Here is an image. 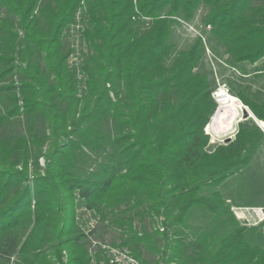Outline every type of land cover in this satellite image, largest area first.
Segmentation results:
<instances>
[{"label": "trees", "instance_id": "trees-1", "mask_svg": "<svg viewBox=\"0 0 264 264\" xmlns=\"http://www.w3.org/2000/svg\"><path fill=\"white\" fill-rule=\"evenodd\" d=\"M199 8L234 63L264 57V0H0V264H87L74 201L142 264H264L219 189L263 134L246 118L208 151L204 47L170 41L172 17ZM77 18L82 86L67 61ZM236 97L264 121V101Z\"/></svg>", "mask_w": 264, "mask_h": 264}, {"label": "rangeland", "instance_id": "rangeland-1", "mask_svg": "<svg viewBox=\"0 0 264 264\" xmlns=\"http://www.w3.org/2000/svg\"><path fill=\"white\" fill-rule=\"evenodd\" d=\"M135 2V0H133ZM206 13L204 8H199L192 20L185 21L178 17H172L173 23L171 27L170 41L174 44L177 50H186L196 41H200V44L204 47V55L196 69L198 72L206 73L211 80L214 82V90L212 93L217 92L222 88L223 85L229 90V94L236 97L237 92L240 95L247 97L249 100L254 102H262L264 99V57L253 63L255 66L249 71L248 67L251 63H234L229 56L224 52L222 48L215 39L210 35V28L204 25L202 19ZM143 21V19H141ZM187 26L192 27L191 29ZM194 29V30H193ZM69 52L71 48L69 47ZM68 67L69 69H74L77 85L81 84V79L77 71V66L74 61H70L68 57ZM78 65V64H77ZM244 67V68H243ZM241 76L242 74L246 75ZM245 77V78H242ZM247 80V81H243ZM249 83V85L245 83ZM225 90V89H224ZM226 91V90H225ZM212 95V94H211ZM247 95V96H246ZM259 97V98H258ZM20 99L21 96H18ZM239 99V98H238ZM243 101V100H242ZM241 101V102H242ZM17 104L21 107L23 105L22 100H18ZM217 109V106H216ZM250 110V109H249ZM251 112V111H250ZM252 113V112H251ZM216 115V110L212 115L209 123L205 127V131L209 132V148L208 151H212L216 145H224L227 141L233 140L237 133V125L244 120L242 117V111L239 109L238 113L232 123V125L227 130H218V133L207 130V127L211 125L212 118ZM253 121V120H252ZM22 123V119L16 124ZM205 132V133H206ZM263 134V133H262ZM49 142H46L42 147L41 151L45 153L48 150ZM32 164V162H31ZM38 172L43 174L44 158L40 156L38 158ZM33 164L29 166L28 176L31 177L34 174ZM221 193L227 198L228 205L235 204L239 206H260L264 205V151L263 143L261 147L257 150L248 165L241 167L237 173L230 176L221 186L219 187ZM230 202V203H229ZM75 205L74 211V222L78 229L84 227L86 223L87 216H83V206L79 201H74ZM95 215L100 217L101 215L94 210ZM92 216V214H90ZM203 217V216H202ZM158 219V218H157ZM158 222V220H157ZM237 223V222H236ZM238 224V223H237ZM239 225V224H238ZM104 223L98 224L94 230L92 239L94 242L102 243L105 245L116 246L120 249L129 251L127 247L120 246L119 242L113 244L115 241L116 234L112 230H103L102 227ZM240 226V225H239ZM241 227V226H240ZM247 232L251 237V241L254 244H259L264 247V242L262 239L261 231L259 228H246ZM152 231V229L150 230ZM117 233V232H116ZM122 233V231H121ZM119 233V234H121ZM98 245H93L91 241H86L85 249L87 250L88 262L91 261L93 264H105L104 259L99 257L98 251H100ZM95 250L97 253L92 257L89 251ZM49 251H46L47 258L50 257ZM13 261V260H12Z\"/></svg>", "mask_w": 264, "mask_h": 264}, {"label": "built area", "instance_id": "built-area-1", "mask_svg": "<svg viewBox=\"0 0 264 264\" xmlns=\"http://www.w3.org/2000/svg\"><path fill=\"white\" fill-rule=\"evenodd\" d=\"M77 16H79V13L77 14ZM136 17H132V20H135ZM144 21H148L149 18H142ZM77 23L74 25H71L69 28V43H70V48H71V52L69 55L70 61H74L76 66L79 63V49L82 47L81 45V40H80V32H81V27L82 25L80 24L79 18H77ZM188 28H192L190 26H187ZM207 28H210L207 25ZM194 30V29H193ZM228 93L229 90L227 89V87L225 85H223V87ZM212 98L214 99V101L217 104V109L220 107L219 105V101H218V95L217 92L212 93ZM238 100V99H237ZM238 102L240 103V105L242 106V108H240L241 111L246 110L248 113V109L246 106H244L239 100ZM249 117L251 118V120H253V122L255 123V125L260 129V131L263 133V151H264V121L262 120H258L256 119L254 116H252L249 113ZM243 117V116H242ZM206 132V131H205ZM206 134L208 135L209 132H206ZM83 211L84 214L83 216H87L86 221L88 223H86V225H84V227H80L81 231L86 235V238L88 241H91V243H93V245H98L100 251H98V253L100 254L99 257H102L104 259L103 262H105V264H142L138 259H136L131 252L120 249L116 246H111V245H105L102 243H97L94 242L92 239L93 234L92 231H94L96 229V227L98 226V224H101V222L104 223V225L107 224V221H100V217L95 215L94 210H88L83 206ZM229 210L231 215L233 216V218L235 219V221L244 228H259L261 231V235H262V239L264 242V205H260V206H239V205H235V204H229ZM92 214V216L90 215ZM90 256H94L95 253H97L95 250L89 251ZM89 264H93L91 263V261L89 262Z\"/></svg>", "mask_w": 264, "mask_h": 264}, {"label": "bare ground", "instance_id": "bare-ground-1", "mask_svg": "<svg viewBox=\"0 0 264 264\" xmlns=\"http://www.w3.org/2000/svg\"><path fill=\"white\" fill-rule=\"evenodd\" d=\"M217 95L220 107L216 115L212 118L211 125L207 127V130L210 129L216 133H218V130L229 129L238 110L242 108L238 100L224 89H219Z\"/></svg>", "mask_w": 264, "mask_h": 264}, {"label": "crops", "instance_id": "crops-1", "mask_svg": "<svg viewBox=\"0 0 264 264\" xmlns=\"http://www.w3.org/2000/svg\"><path fill=\"white\" fill-rule=\"evenodd\" d=\"M253 66H255V64H251V65H249V67H248V69H249V71H251V69L253 68ZM244 68V67H243ZM249 73H251V72H248V74L246 73V75H244V74H242L241 76H247V75H249ZM242 78H245V77H242ZM243 81H247V80H243ZM245 84H247V85H249V83L247 82V83H245ZM237 96H243V95H240V93L239 92H237V94H236ZM247 96V95H246ZM248 97V96H247ZM259 98V97H258ZM238 99V98H237ZM239 101H240V99H238ZM262 101H264V99H262ZM241 102V101H240ZM242 103V102H241ZM243 104V103H242ZM245 106V105H244ZM247 107V106H246ZM247 109H248V111H249V113L253 116V114L250 112V110H249V108L247 107ZM247 118H250V117H247ZM244 119H246V118H244ZM251 119V118H250ZM228 202V201H227ZM230 203V202H229Z\"/></svg>", "mask_w": 264, "mask_h": 264}, {"label": "water", "instance_id": "water-1", "mask_svg": "<svg viewBox=\"0 0 264 264\" xmlns=\"http://www.w3.org/2000/svg\"><path fill=\"white\" fill-rule=\"evenodd\" d=\"M217 111H218V109H216V113H217ZM242 116H243V118H247V117H249L250 115H249V113H248L246 110H243V111H242Z\"/></svg>", "mask_w": 264, "mask_h": 264}]
</instances>
